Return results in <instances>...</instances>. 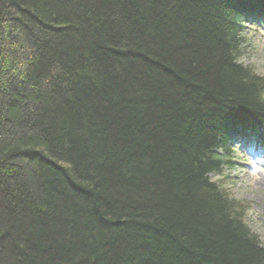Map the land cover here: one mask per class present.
<instances>
[{
	"label": "trees",
	"instance_id": "obj_1",
	"mask_svg": "<svg viewBox=\"0 0 264 264\" xmlns=\"http://www.w3.org/2000/svg\"><path fill=\"white\" fill-rule=\"evenodd\" d=\"M257 17L0 0V264H264L248 205L208 177L236 136L264 146V77L240 62Z\"/></svg>",
	"mask_w": 264,
	"mask_h": 264
},
{
	"label": "rangeland",
	"instance_id": "obj_2",
	"mask_svg": "<svg viewBox=\"0 0 264 264\" xmlns=\"http://www.w3.org/2000/svg\"><path fill=\"white\" fill-rule=\"evenodd\" d=\"M242 24L240 62L264 77V28L256 21H244ZM236 156L234 167L225 169L222 177L218 178L219 185L236 201L249 203L246 224L258 237L264 238V156L257 159L244 154Z\"/></svg>",
	"mask_w": 264,
	"mask_h": 264
}]
</instances>
